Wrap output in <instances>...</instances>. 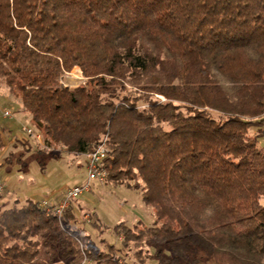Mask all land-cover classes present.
Listing matches in <instances>:
<instances>
[{
  "label": "trees",
  "instance_id": "1",
  "mask_svg": "<svg viewBox=\"0 0 264 264\" xmlns=\"http://www.w3.org/2000/svg\"><path fill=\"white\" fill-rule=\"evenodd\" d=\"M75 67L85 82L70 89ZM0 81L46 148L76 158L107 138L104 184L152 212L115 225L137 264H264L251 132L264 126V0H0ZM72 221L71 205L61 223L32 200L0 209V264H129Z\"/></svg>",
  "mask_w": 264,
  "mask_h": 264
},
{
  "label": "rangeland",
  "instance_id": "2",
  "mask_svg": "<svg viewBox=\"0 0 264 264\" xmlns=\"http://www.w3.org/2000/svg\"><path fill=\"white\" fill-rule=\"evenodd\" d=\"M85 82L80 70L75 67L63 77V83L70 89L76 88ZM163 101L161 97H157ZM11 113L10 118H3V112ZM23 128H31L25 117L20 100L9 93L6 86L0 81V209L23 207L27 200L37 204L47 199L57 205L64 191L72 186L82 184L85 180V157L73 158L62 149L46 148L41 136L36 141L32 135L25 133ZM252 133L258 136V145L264 149V126H255ZM39 152L40 154H38ZM57 193L54 198L51 194ZM74 221L72 227H78L82 233L91 236L95 250H105L106 244L114 245L126 253L125 261L137 264L132 257L134 249H123L120 246L121 237L115 229L119 222H125L132 227L137 221L150 225L153 221L150 208L144 206L140 192L124 186L99 185L94 183L91 191L83 194L71 203ZM97 223L93 227L92 221ZM88 220V221H87ZM90 221V222H89ZM49 233H36L35 240L49 241ZM50 245L55 252L60 251V245L54 236ZM42 258H46L45 251L49 247H40ZM151 255L157 247L146 246ZM168 255L164 249L161 258ZM157 258L152 257L147 263L156 264ZM90 264L86 260L83 264ZM190 264H211L200 255H196Z\"/></svg>",
  "mask_w": 264,
  "mask_h": 264
},
{
  "label": "built area",
  "instance_id": "3",
  "mask_svg": "<svg viewBox=\"0 0 264 264\" xmlns=\"http://www.w3.org/2000/svg\"><path fill=\"white\" fill-rule=\"evenodd\" d=\"M63 83V82H62ZM64 86H68L63 83ZM11 113L7 110L3 112V118H10ZM25 133L32 135L36 141H40L41 136L39 133H35L31 128H23ZM107 138L103 137L96 147L89 154L83 155L85 157L84 169L85 180L82 184L75 185L67 188L64 191L62 199L57 205L51 204L47 199L38 203V206L43 209L46 214H53L57 217L59 223L63 220V214L65 210L71 205V203L81 197L83 194L91 191V186L96 183L102 185L107 179V171L104 167V161L109 155V149L106 145ZM1 191V186H0ZM88 221V220H87Z\"/></svg>",
  "mask_w": 264,
  "mask_h": 264
},
{
  "label": "crops",
  "instance_id": "4",
  "mask_svg": "<svg viewBox=\"0 0 264 264\" xmlns=\"http://www.w3.org/2000/svg\"><path fill=\"white\" fill-rule=\"evenodd\" d=\"M25 117H26V115H25ZM26 118L28 119V117H26ZM263 135H264V132H263ZM56 195H58V194L57 193H53V194H51V197L54 198Z\"/></svg>",
  "mask_w": 264,
  "mask_h": 264
}]
</instances>
